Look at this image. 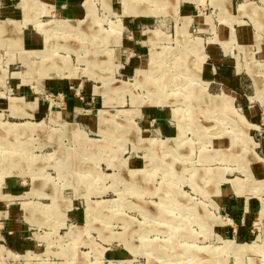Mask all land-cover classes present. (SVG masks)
Returning a JSON list of instances; mask_svg holds the SVG:
<instances>
[{
  "label": "rangeland",
  "instance_id": "rangeland-1",
  "mask_svg": "<svg viewBox=\"0 0 264 264\" xmlns=\"http://www.w3.org/2000/svg\"><path fill=\"white\" fill-rule=\"evenodd\" d=\"M79 2L0 0V264H264V0Z\"/></svg>",
  "mask_w": 264,
  "mask_h": 264
},
{
  "label": "crops",
  "instance_id": "crops-1",
  "mask_svg": "<svg viewBox=\"0 0 264 264\" xmlns=\"http://www.w3.org/2000/svg\"><path fill=\"white\" fill-rule=\"evenodd\" d=\"M37 1H41L45 5L49 4V2L52 3L50 6L52 9H55H53L55 11V14L62 13L68 17L75 18L71 20H76L84 14L83 6L79 2V0H46L48 1L47 4L46 2H44V0Z\"/></svg>",
  "mask_w": 264,
  "mask_h": 264
},
{
  "label": "bare ground",
  "instance_id": "bare-ground-1",
  "mask_svg": "<svg viewBox=\"0 0 264 264\" xmlns=\"http://www.w3.org/2000/svg\"><path fill=\"white\" fill-rule=\"evenodd\" d=\"M67 21H70V20H67ZM69 24H70V23H69ZM70 25H71V24H70ZM64 26H69V25H68V23H67V22H64V23L60 24V26H59V27H60L61 29H63V27H64ZM69 28H70V27H69ZM69 28H68V29H69ZM63 30H64V29H63ZM160 86H161V84L158 82V85H157V87H160Z\"/></svg>",
  "mask_w": 264,
  "mask_h": 264
}]
</instances>
